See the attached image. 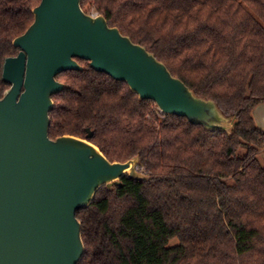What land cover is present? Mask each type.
Returning a JSON list of instances; mask_svg holds the SVG:
<instances>
[{
	"label": "trees",
	"instance_id": "16d2710c",
	"mask_svg": "<svg viewBox=\"0 0 264 264\" xmlns=\"http://www.w3.org/2000/svg\"><path fill=\"white\" fill-rule=\"evenodd\" d=\"M40 0H0V97L12 40ZM144 46L195 94L236 115L232 132L186 117L156 115L126 82L76 58L82 70L56 78L48 135L87 138L109 160L138 155L149 176L100 186L76 211L77 264H264V131L252 111L264 103V0H80ZM147 115L149 117H147ZM244 147L242 155L237 150Z\"/></svg>",
	"mask_w": 264,
	"mask_h": 264
},
{
	"label": "water",
	"instance_id": "95a60500",
	"mask_svg": "<svg viewBox=\"0 0 264 264\" xmlns=\"http://www.w3.org/2000/svg\"><path fill=\"white\" fill-rule=\"evenodd\" d=\"M32 12L31 24L12 40L19 51L2 67L9 87L0 97V264H77L84 246L76 211L102 185L149 176L138 170V155L107 159L87 139L89 129L86 138L49 137L52 95L66 87L57 74L82 70L76 59L82 58L163 113L227 134L237 119L195 94L102 14L85 12L80 0H40Z\"/></svg>",
	"mask_w": 264,
	"mask_h": 264
},
{
	"label": "rangeland",
	"instance_id": "374dc122",
	"mask_svg": "<svg viewBox=\"0 0 264 264\" xmlns=\"http://www.w3.org/2000/svg\"><path fill=\"white\" fill-rule=\"evenodd\" d=\"M91 14H98L95 10L90 11ZM252 116L255 122V125H257L260 129L264 131V103L260 104V106H257L252 111ZM245 151L244 147H240L237 150L238 155H242ZM259 161L264 165V155L262 152L258 154Z\"/></svg>",
	"mask_w": 264,
	"mask_h": 264
},
{
	"label": "built area",
	"instance_id": "2783aa9c",
	"mask_svg": "<svg viewBox=\"0 0 264 264\" xmlns=\"http://www.w3.org/2000/svg\"><path fill=\"white\" fill-rule=\"evenodd\" d=\"M157 107V106H156ZM156 115L160 118V119H163L166 115V113H163L158 107H157V110H156ZM147 117H149L147 115ZM142 168H139L138 167V170H141Z\"/></svg>",
	"mask_w": 264,
	"mask_h": 264
},
{
	"label": "crops",
	"instance_id": "0c3cea01",
	"mask_svg": "<svg viewBox=\"0 0 264 264\" xmlns=\"http://www.w3.org/2000/svg\"><path fill=\"white\" fill-rule=\"evenodd\" d=\"M261 104H262V103H261ZM257 106H260V104H259V105H257ZM257 106H256V107H257ZM256 107H255V108H256ZM255 108H254V109H255ZM254 109H253V110H254Z\"/></svg>",
	"mask_w": 264,
	"mask_h": 264
}]
</instances>
